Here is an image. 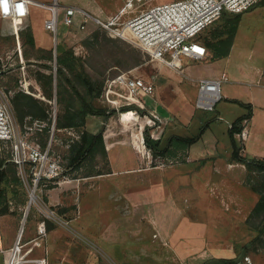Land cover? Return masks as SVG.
I'll return each mask as SVG.
<instances>
[{
	"label": "rangeland",
	"instance_id": "obj_1",
	"mask_svg": "<svg viewBox=\"0 0 264 264\" xmlns=\"http://www.w3.org/2000/svg\"><path fill=\"white\" fill-rule=\"evenodd\" d=\"M56 1L60 6L57 33L46 27L55 0H34L25 19L0 16L1 82L13 96L22 90L49 107L47 120L28 117L24 126L18 121L28 141L19 152H33V145L39 146L48 152L47 165L56 162L60 172L42 180L30 206L33 179L26 185L18 174L20 192H10V212L0 214V264H7L18 240L19 256L29 259L24 264H36L31 259L43 256L49 264H200L214 257L242 259L245 255L254 264H264V233L254 228L259 218H250L260 197L252 188H264V173L250 172L233 161L228 129L237 113H247L248 108L243 104L228 107L224 101L212 110L199 108L196 77L185 70L190 64L193 74L198 68L205 74L198 60L183 57V68L176 70L97 22L88 21L82 27L80 16L73 23L65 18L66 6H77L107 20L127 0ZM169 1L147 0L141 7ZM224 23L223 16L218 18L199 38L202 42L213 38ZM29 27L35 46L27 37ZM97 31L100 42L108 46L91 42ZM65 48H72L88 72L104 81L96 103L118 109L108 119L88 116V130H103L106 153L88 157L79 169L69 164V148L79 132L57 126L62 107L55 94L46 97L39 80V72L56 75L57 55ZM250 54L254 57L249 58ZM231 60L264 64L263 3L241 12ZM123 72L152 80L154 95L135 97L123 91L119 102L109 104L104 97L108 80ZM133 100L145 102L139 107L146 111L122 109L138 106ZM129 110L135 111L134 117L126 114ZM223 114L224 120L219 119ZM148 127L153 138L160 140V150L173 134L195 136L204 131L191 145L154 154L142 135ZM236 141L243 147L245 140L236 136ZM12 151L16 152L14 142H0L4 157ZM31 166L26 163L28 172Z\"/></svg>",
	"mask_w": 264,
	"mask_h": 264
},
{
	"label": "built area",
	"instance_id": "obj_2",
	"mask_svg": "<svg viewBox=\"0 0 264 264\" xmlns=\"http://www.w3.org/2000/svg\"><path fill=\"white\" fill-rule=\"evenodd\" d=\"M147 0H127L119 8L118 13L107 20L93 14L89 10L66 6L65 18L68 23H73L80 16V26L85 27L88 21L97 22L110 29L115 35L125 37L149 52L153 59L159 60L171 68L180 70L183 68V57L195 60H203L208 54V47L198 39L197 35L212 25L224 12L241 13L262 0H172L169 2L148 4L141 7ZM55 4L59 3L55 0ZM34 0H0V16L15 20L25 19L31 13ZM60 8V6H59ZM59 9L51 11L46 20V27L57 33L59 24ZM117 26V27H116ZM123 35V36H120ZM169 54L170 57H166ZM2 71L0 70V77ZM196 106L202 109L212 110L217 102L222 99V84L227 80L223 73L219 77H199ZM125 93L143 96H153L155 85L152 80L141 76H133L127 72L120 73L108 80L104 90V97L109 104L120 101V96ZM13 92L7 90L0 79V142H14L16 152H10L8 161L16 164L18 174L26 185H30L33 179L32 192L44 178H53L59 172L56 162L47 165L45 160L48 154L39 146H34L33 152H19L20 145L28 144L26 134L19 129L18 120L14 113L12 103ZM135 101L138 106H145V102ZM55 120V119H54ZM247 121L244 120V123ZM46 122H41V126ZM248 130L244 129L236 136L244 141ZM49 149V146H48ZM32 164L28 172L26 163ZM30 194V198H31ZM28 206L31 205L28 201ZM20 240L11 247L10 258L7 264H24L29 259L19 256L21 251ZM36 264H49L45 258L31 259ZM59 264H71L61 261ZM237 264H254L251 257L245 255Z\"/></svg>",
	"mask_w": 264,
	"mask_h": 264
},
{
	"label": "trees",
	"instance_id": "obj_3",
	"mask_svg": "<svg viewBox=\"0 0 264 264\" xmlns=\"http://www.w3.org/2000/svg\"><path fill=\"white\" fill-rule=\"evenodd\" d=\"M260 3L264 4V0ZM225 18V23L221 30L213 36V38L206 39L203 42L208 49L212 51V58H220L227 56L230 53L231 47L234 43L236 30L240 21L241 13L231 14L224 12L221 17ZM204 31V30H203ZM202 31V32H203ZM197 37L202 41L199 36ZM27 37L30 42L35 46V35L32 28L29 27ZM113 40V39H111ZM95 43L99 47L108 46L100 42V32L94 34ZM51 51L49 57H51ZM137 63L141 62L138 58ZM45 67H50L49 64H42ZM39 80L41 81L43 91L47 98H52L56 95L57 101L61 105V112L58 113L57 126L74 127L78 130L80 137L76 139L69 148L70 157L69 164L76 169L82 167V163L88 157H95L99 151L106 153V144L103 130L92 132L86 128L87 118L90 115L103 116L108 119L111 115L115 114L118 109L108 108L98 105L96 100L101 96L104 81L95 78L91 75L85 65V61L77 56L72 48H65L60 54L57 55L56 75L54 72H39ZM55 88V89H54ZM12 103L15 110L16 117L22 126L26 123V118L47 120L49 117L48 105L37 98L33 94L19 90L16 91L12 97ZM248 108V112L237 117L229 128V133L232 138V159L234 162L244 164L250 172L264 173V158L247 157L241 153V147L236 141V134L244 129V120L248 119L251 115L252 105L250 103L241 102ZM122 109H137L139 112L146 110L137 105L130 104L123 106ZM133 111V110H129ZM132 113H135L133 111ZM47 127L45 130L47 132ZM144 131V141L148 148L154 154L162 153L170 150L172 147H181L191 145L194 141L199 139L204 131L195 136H182L173 134L169 137L165 148L159 149L160 140L153 138L151 132ZM47 140H43L42 146H46ZM21 188V180L18 175L17 166L14 162L8 161L0 153V214L10 212L9 201L12 198L10 192L19 194ZM260 194V197L254 205L250 218H259V225L254 226L260 233H264V188H252ZM21 202H25L21 198ZM240 256L235 257H214L210 258L200 264H237Z\"/></svg>",
	"mask_w": 264,
	"mask_h": 264
},
{
	"label": "crops",
	"instance_id": "obj_4",
	"mask_svg": "<svg viewBox=\"0 0 264 264\" xmlns=\"http://www.w3.org/2000/svg\"><path fill=\"white\" fill-rule=\"evenodd\" d=\"M233 49L234 43L227 56L212 58V54H207L205 59L198 60L205 74L199 72V68L196 70L198 73L193 74L194 70L190 64L186 66L185 70L194 78L219 77L223 73L227 75V80L223 82L225 86L224 90H222V99L216 103L215 107L218 106L221 101H224L228 107H233L234 104H242L241 102L250 103L252 105L251 115L244 123V126L247 127L248 134L243 147H241V153L247 157L264 158V64L259 63L258 60L234 63V61L231 60ZM248 57L253 58L254 55L251 56L250 54ZM233 63L236 64V66H234ZM126 112L128 115L133 111ZM245 113V111L240 110V112L237 113V117ZM134 116L135 113H132L131 117ZM223 116L224 114L220 115L218 118L224 120ZM232 118H234L233 115ZM234 120H232V122ZM232 122H229L228 129L231 127ZM241 165L245 166L242 163ZM43 258L46 257L43 256ZM47 258L49 260V257Z\"/></svg>",
	"mask_w": 264,
	"mask_h": 264
},
{
	"label": "bare ground",
	"instance_id": "obj_5",
	"mask_svg": "<svg viewBox=\"0 0 264 264\" xmlns=\"http://www.w3.org/2000/svg\"><path fill=\"white\" fill-rule=\"evenodd\" d=\"M52 5V12H54V11H58V9H59V6L57 5V4H55V2L54 3H52L51 4ZM120 36H123V35H120ZM122 38H125L124 36L122 37ZM126 39V38H125ZM128 40H130V39H128ZM131 41V40H130ZM35 200V194H34V192H32V194H31V198H29V203H33V201Z\"/></svg>",
	"mask_w": 264,
	"mask_h": 264
}]
</instances>
